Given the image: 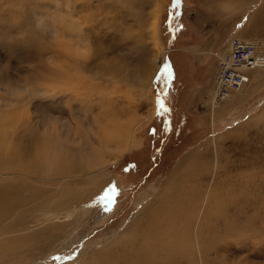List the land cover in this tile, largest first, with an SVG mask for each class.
<instances>
[{
	"label": "rangeland",
	"instance_id": "rangeland-1",
	"mask_svg": "<svg viewBox=\"0 0 264 264\" xmlns=\"http://www.w3.org/2000/svg\"><path fill=\"white\" fill-rule=\"evenodd\" d=\"M246 5L243 0H215L213 4L206 0H0V69L38 61L50 51L48 42L56 31L74 35L83 29L103 55L97 54L82 69L94 75L110 59L120 71L121 77L104 84L103 110L106 105L108 114L112 105L110 117L117 118L112 119V125L116 124L113 131L128 133L124 146L116 149L113 142L103 159L96 147L91 155L87 151L81 155L84 167L90 170L102 160L96 168L98 178L92 182L84 179L78 185L68 179L63 185L49 184L51 179L41 182L35 177L27 181L35 185H26L24 178L18 179L16 187L23 182L22 190L14 187L19 194L0 210V264H114V255L104 251L135 226L132 221L137 216L153 213L161 217L158 222L170 216L171 211L163 207L174 204L165 202L161 208L160 200L165 185L170 187L174 178L177 186L179 181L184 183L182 191L174 192L175 197L181 192L201 196L189 231L190 255L196 264H264V67L253 70L250 83L233 92L230 99L214 102L219 56L228 49L232 36L239 32L246 37L252 31L250 24L241 34L237 29L247 8L232 18ZM93 14L95 19L90 21ZM254 19L264 21L258 13ZM89 23L94 24L91 29ZM153 26L157 28V48L150 34ZM255 42L264 51V43ZM33 75L45 87L51 84L50 73L36 70ZM14 76L6 69L0 71V78ZM85 77L88 85L91 77ZM55 79L54 83L63 81L58 74ZM93 81L104 82L101 78ZM160 101L167 111L160 109ZM62 107L63 102L59 104L53 95L32 103H5L0 98L2 113L23 119L17 123L27 121L13 139L24 133V139H29L34 134L32 127L41 132L38 121L45 128L59 115L62 127L66 121L60 113ZM57 132L60 134L59 129ZM9 177L18 174L0 175V180ZM86 188L87 200L79 204L69 201L65 206L66 194L70 198L73 192L77 197ZM51 191L53 197L45 198ZM20 197L32 200L22 206L16 200ZM42 199L58 206L54 218H42L33 207L32 203ZM142 211H146L144 215ZM182 219L185 222V215ZM54 225L61 228L46 234ZM214 232L221 238L214 241L220 246L211 251L215 246H210L209 236ZM196 235L203 244V260ZM206 247L209 256H205ZM188 262L171 264H191Z\"/></svg>",
	"mask_w": 264,
	"mask_h": 264
},
{
	"label": "bare ground",
	"instance_id": "bare-ground-1",
	"mask_svg": "<svg viewBox=\"0 0 264 264\" xmlns=\"http://www.w3.org/2000/svg\"><path fill=\"white\" fill-rule=\"evenodd\" d=\"M154 15H156V13H153L152 17ZM94 19L95 14L91 16L90 21ZM93 23H89L91 25L89 29L94 26ZM70 27L71 26L69 25V28ZM156 32L157 28L153 26L150 34H152L151 39L154 41V46H156L157 48ZM236 37L242 38L239 35H235L229 39V42ZM245 40L247 41L248 39ZM105 42H107L108 44L111 43L108 39L105 40ZM252 42L255 43V41ZM256 46L257 49L264 54V51H261L259 49V45L256 44ZM100 50L103 49L100 48ZM97 54H99L100 56L103 55H101V53L98 51ZM102 65L103 67L100 71L102 74L100 76L87 74L84 69H82V67L85 68V66L73 65L71 64V62H69V66L71 67H68L66 65L65 71L67 73H50L51 77H49V82L51 84L47 87L54 93L53 96L56 98L59 104L60 102H63V107L60 109V113L62 115L65 114L66 121L65 123L64 121L63 123H61L63 124L62 127H60L58 124L59 119H61L59 115L55 118H52L49 126H46L45 128H43V126H41L40 122L38 121L41 132H36L37 128L32 127L31 129L34 131V134L31 135L32 137H30L29 139H24V137H27L25 133L20 135L17 139H13V136H16L20 131H23L26 128V126L22 124L26 123L27 121L24 120L23 122L17 123L18 120L23 119H20V117L16 119L17 117L10 116L8 114L9 112H4V110L2 113V109H0V175L5 176L7 174H18V177H9L6 181L0 180V210L5 208L9 204V202L13 201L12 199H14L17 194H19L17 190H14L13 188L16 187L17 181L20 177L24 178L25 181L23 182H26V185H35L27 182L32 181V179H34L35 177L38 179V181L41 182L42 180L43 182H47V180L51 179L49 184L57 183L63 185L64 181L68 179H71L73 183L78 185L83 184V182H85L84 179H87L88 182H92L98 178L100 170H96V168L99 166V163L102 160L96 161L95 167L90 170L89 167H84L85 160L82 161L81 155H83L86 151L87 156L91 155V149L93 147H96L97 153L102 156L103 159L108 155L111 144L113 142L116 143V149L124 146L125 139L128 133H124L122 135L119 132L118 134H116L115 131H113L116 124L114 126L112 125L114 122V120L112 119L117 118L110 117L112 105L110 108L107 107L109 115L106 114V105L104 108L105 112L103 110V101L105 99V95L103 93H105L106 91L104 84H107L105 82H109L113 78L115 79L117 77H121L119 76L120 71L116 67L115 63L110 59H106ZM263 67L264 66L257 69ZM158 68L159 66H156L154 72H156ZM80 69L82 71H80ZM57 74L61 78H63V81L60 80L61 82L54 83L57 80L55 79L57 78ZM84 74L85 76L91 77L88 80L89 86L87 85V78L84 76ZM94 78H101L104 80V82L96 83L95 81H93ZM250 81L243 84V88L248 85ZM243 88L237 91H241ZM233 92H231L226 99H230ZM93 97H95V99H93ZM226 99L222 101L214 99V102H223ZM21 114L22 118L25 119L24 114ZM79 119H81V121H78ZM79 124H81L83 128V130L81 131L79 130ZM55 126L58 127L60 134H58V129H56ZM72 132H75L74 134H77L74 139L71 138ZM12 140L16 141L14 142ZM8 141L12 143L11 147L8 146ZM84 171H87V173L83 174ZM174 181L175 182L171 181L172 183L170 184V187L168 184L165 185V189L163 190V193L161 195L162 199L160 200L161 202H163H160V207L165 202L174 204L172 205L173 208L171 206L163 207V209L166 208L168 209V211H171L170 216L162 217V220H164L163 222H158L161 217L154 216L153 213H147L146 217L142 218L137 216L134 221L138 220L139 218L140 219L136 222L132 221L135 226H131V229L122 232L121 237L117 238L120 239V241L116 243L118 245L111 244L104 251V254L106 255H114V264H171L175 261H178L180 263L190 261L188 263L196 264L193 255H190L193 254V252L191 241L192 237L191 234H189V231L195 219V217L193 216V212L196 211L201 196H199L198 194H192L193 192H181L175 197L174 192L177 191V189H179L178 191H182V189L184 188V183L179 181L178 184L180 185L177 186L175 178ZM23 182H21L19 184L20 186L18 185L16 188L22 190ZM97 188L99 190L100 187L97 186ZM52 192L53 191H51L50 194H48L45 198H48L49 196L53 197L54 194L52 195ZM64 192L67 193L66 191ZM65 196L67 198L64 201L65 206L67 203H69V201L79 204V202H81L82 200H87V188L82 195H79L77 197L73 192L70 193V198L68 194H66ZM16 200H18L19 204L23 202L21 205L24 206L30 200H32V197H20ZM42 201L43 202H34L32 203L34 204V206H32L35 207L37 212H41L42 218L48 220L54 218L58 213V211H55L58 206H51L49 203H45V199H42ZM190 201H193V203H191ZM179 203H182L183 207H177ZM148 208H151L150 204L148 205ZM36 211H34L33 214L37 213ZM145 212H143L142 215H144ZM28 213L29 212L27 211V215H29ZM183 215H185V222L183 221L184 219H182ZM33 217H35V215ZM36 218L34 219L36 220ZM140 226L142 230L137 231L138 227ZM57 228L61 227L59 225H54L47 229L45 233L47 234L52 229ZM199 229L197 230L198 235L200 233ZM228 231L224 230V233L228 234ZM45 233L43 234L44 236ZM206 234H208V232ZM198 235H196L197 245L199 246L200 256H202L203 260V244H201L200 236ZM205 237L206 238H204V240L207 241L208 236ZM209 237V239H211L212 241L210 246H215L214 248L210 247L212 251V249L215 250L220 246V244L214 241L221 238L216 236L215 232ZM30 244L31 243H29V245ZM22 248L24 249V246ZM207 250L208 248L205 249V256L208 255L209 250ZM189 255L191 257H189ZM220 262L223 263L222 261Z\"/></svg>",
	"mask_w": 264,
	"mask_h": 264
},
{
	"label": "clouds",
	"instance_id": "clouds-1",
	"mask_svg": "<svg viewBox=\"0 0 264 264\" xmlns=\"http://www.w3.org/2000/svg\"><path fill=\"white\" fill-rule=\"evenodd\" d=\"M50 51L38 61H25L12 69L11 65H5L3 69L14 72V77L0 78V98L8 102L32 103L37 98H46L53 95L50 89L40 83L33 73L39 70L41 74L60 73L66 65H87L97 56L98 45L91 36L83 34H68L56 31L48 42ZM26 69V71H21ZM102 73L96 72L94 76ZM42 78V77H41Z\"/></svg>",
	"mask_w": 264,
	"mask_h": 264
},
{
	"label": "built area",
	"instance_id": "built-area-1",
	"mask_svg": "<svg viewBox=\"0 0 264 264\" xmlns=\"http://www.w3.org/2000/svg\"><path fill=\"white\" fill-rule=\"evenodd\" d=\"M255 43L243 37L228 43L229 49L219 56V72L214 81L215 100L222 101L231 92L243 88V84L250 81L252 71L264 66V54Z\"/></svg>",
	"mask_w": 264,
	"mask_h": 264
},
{
	"label": "crops",
	"instance_id": "crops-1",
	"mask_svg": "<svg viewBox=\"0 0 264 264\" xmlns=\"http://www.w3.org/2000/svg\"><path fill=\"white\" fill-rule=\"evenodd\" d=\"M215 0H206L207 3L209 4H213ZM227 1V0H224ZM231 1V0H230ZM243 2L246 4V2L248 3V5L244 6L245 8L241 9L240 11L236 12L234 17H232L233 19L236 17H238L242 12L244 13V10L247 8V11L245 12V14L242 15L241 17V22H240V27H238L237 29L239 30L240 28V34H241V30L243 29V27L245 28L246 25H249L252 31H250L248 33V35L246 34L244 36H241L245 39H255V41H259V43H264V21H257L255 22V15L256 13H258V15L260 16V18H264V5H263V0H243ZM237 3V1H236ZM235 3L233 2L232 5H234ZM214 8V7H213ZM253 12V13H252ZM212 16H214L216 13L214 12V10L211 12ZM247 14V15H246ZM201 21V20H199ZM239 21V20H238ZM236 21L235 24H239V22ZM208 22V19H207ZM236 29V30H237ZM237 32V31H236ZM239 33V32H238ZM237 33V35H239ZM240 36V35H239ZM249 37V38H248ZM257 39V40H256ZM229 42V41H228ZM264 46V44H263Z\"/></svg>",
	"mask_w": 264,
	"mask_h": 264
},
{
	"label": "snow or ice",
	"instance_id": "snow-or-ice-1",
	"mask_svg": "<svg viewBox=\"0 0 264 264\" xmlns=\"http://www.w3.org/2000/svg\"><path fill=\"white\" fill-rule=\"evenodd\" d=\"M168 69H167V66H165V72H167ZM160 109L162 111H167V109L164 107V102L163 101H160Z\"/></svg>",
	"mask_w": 264,
	"mask_h": 264
}]
</instances>
